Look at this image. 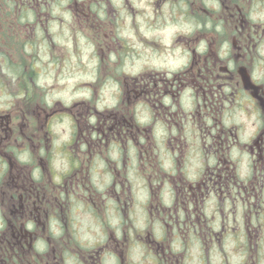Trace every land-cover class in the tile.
<instances>
[{
    "label": "flooded vegetation",
    "instance_id": "af4514ba",
    "mask_svg": "<svg viewBox=\"0 0 264 264\" xmlns=\"http://www.w3.org/2000/svg\"><path fill=\"white\" fill-rule=\"evenodd\" d=\"M113 1L0 2V264H264V0ZM66 13L95 64L49 100Z\"/></svg>",
    "mask_w": 264,
    "mask_h": 264
},
{
    "label": "rangeland",
    "instance_id": "374dc122",
    "mask_svg": "<svg viewBox=\"0 0 264 264\" xmlns=\"http://www.w3.org/2000/svg\"><path fill=\"white\" fill-rule=\"evenodd\" d=\"M119 2L120 0L113 1V3L111 4L112 11L116 9L114 4H118ZM253 3H254L253 6H256L255 9L260 11L263 10L258 2H253ZM132 5H135L137 8H139L140 12L141 11L148 12L154 9L153 0H132ZM68 7L69 6L66 5V8ZM171 10H172L171 8L167 9V11H171ZM178 10L180 9L172 10L171 17L173 18V20L166 19L165 22L160 23L164 26H167L164 32L165 38L170 39V36L172 37L174 36L173 35L174 32H180L178 29L185 26L184 25L185 21L181 18V16H179ZM60 12L61 10L59 11V14ZM263 15H264V11L261 12V16ZM71 23H72V19L68 17L67 13L63 19L62 18L60 19L59 24L57 25L59 26L57 31L59 32V36L57 39L58 44L57 46L54 47L55 49H53L55 51L56 49L58 50V54L60 55L59 57L60 65L55 66V64H48L49 59L47 58L44 61L46 63L44 64L45 67L44 66L42 67V73L37 78L39 82L38 81L36 82L37 85L32 84V90H30V94L31 93L36 94L35 92L37 93L45 92V94H48L47 98L49 100L52 98L58 100H61L63 98L67 100L70 96H74L72 93L73 91L78 90V87L83 88V86L78 85V83L83 82L84 80H80L77 83L76 81L82 78L83 76L88 77L89 75L88 72H91L92 65L95 64V56L93 54L92 47L87 41L81 43L83 39L76 37L74 34L70 33L71 30H74L73 25ZM186 30L187 28H185L182 31H186ZM130 38L132 40L131 42H133L134 44V47H132V49L135 53V59H137L141 56L142 52L146 51L144 49H141L142 48L141 43L144 41H142L139 36L134 34H131ZM74 39L78 40L76 47H73L72 44ZM52 51H50L49 53L50 57H52ZM37 52H39V50ZM75 59L79 60L80 67H77V69L73 73L71 66L68 65L73 64ZM63 60H64V66L62 65ZM131 68L133 71H135L133 68V64L131 65ZM38 69L40 70V68ZM0 81H2L4 85V87L1 88L0 90V105L6 103L8 99H11L12 101L16 102V99L14 97L11 98L10 95H8L7 87L9 86H7V77L3 78L0 74ZM93 89L96 90L95 87H93Z\"/></svg>",
    "mask_w": 264,
    "mask_h": 264
},
{
    "label": "clouds",
    "instance_id": "9594fccd",
    "mask_svg": "<svg viewBox=\"0 0 264 264\" xmlns=\"http://www.w3.org/2000/svg\"><path fill=\"white\" fill-rule=\"evenodd\" d=\"M0 2H3V0H0ZM218 30H220L218 28ZM122 71V69L120 70ZM133 75H135L136 73H132ZM20 161L21 163H27L28 161L26 160L25 157H20ZM33 179L34 180H40L41 177L38 174H33ZM28 227L31 229L33 227V225L29 224ZM54 236L57 240H61L64 239L65 242L67 243H72L75 242L85 248L89 247L91 245V242L93 241V236L89 235V234H83L77 227V225H75V223H73L71 225V229H70V234L65 237V233L61 232V231H57L54 233ZM37 252L42 253L44 252L46 249L44 246L38 245L37 246ZM134 264H139V261L134 258Z\"/></svg>",
    "mask_w": 264,
    "mask_h": 264
}]
</instances>
